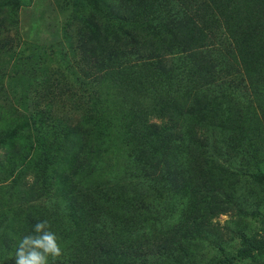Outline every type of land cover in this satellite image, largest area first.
<instances>
[{"label": "rangeland", "instance_id": "rangeland-1", "mask_svg": "<svg viewBox=\"0 0 264 264\" xmlns=\"http://www.w3.org/2000/svg\"><path fill=\"white\" fill-rule=\"evenodd\" d=\"M259 1L261 10L257 0H0V235L19 242L26 230L23 207L38 210L54 200L61 207L55 223L63 232L52 230L63 248L74 238L85 244L96 233H119L120 224L108 225L110 215L97 222H108L105 228L87 230L93 223L88 194L104 186L109 192L96 204L111 213L121 211L126 194L148 197L134 198V211L125 205L124 216L134 224L123 225L126 233L146 239L180 228L201 202L202 185H219L222 177L214 174L207 183L206 173L201 177L182 162L194 148L172 149L145 126L172 117L211 127L219 151L251 169L240 186L220 184L235 204L211 216L214 227L204 234L211 242H201V264H264V0ZM185 8L198 9L204 23L213 15L212 26L202 20L190 26ZM218 11L227 21L217 20ZM89 21L97 26L92 36ZM117 40L128 50L122 60L132 62L131 72L93 62ZM134 45L154 52L137 55ZM203 60L214 62L224 78L207 74ZM142 158L161 175L149 191L139 184ZM164 159L170 171L162 170ZM147 259L160 264L164 258L152 253Z\"/></svg>", "mask_w": 264, "mask_h": 264}, {"label": "trees", "instance_id": "trees-1", "mask_svg": "<svg viewBox=\"0 0 264 264\" xmlns=\"http://www.w3.org/2000/svg\"><path fill=\"white\" fill-rule=\"evenodd\" d=\"M257 7L259 10L263 9V3L257 0ZM187 23H190V26H194L196 23L201 22L202 16L199 13L198 9H195L193 12L191 9L185 8ZM219 17L217 16V20L227 21L224 18V14L221 11H218ZM210 19L205 21L204 18L201 24L206 27H211L213 24V20L215 19L213 15L209 16ZM185 22L184 27H188ZM89 32L88 36L94 35L97 30V26L95 23L89 21ZM189 26V27H190ZM118 42V40H117ZM3 46V42L0 40V48ZM136 51V54H142L146 56H150L154 51L146 52L144 48L137 47L136 45L132 46ZM90 51L89 49H86ZM191 54H196V49H190ZM128 52L126 50L125 44L119 45V42L115 46H110L108 52L104 55L93 56V62L95 63H108L109 67L116 65L120 67L121 72L124 71H132L133 65L131 61H123L122 57L124 54ZM157 53V52H155ZM155 56H160L155 54ZM205 60L200 62V66L206 71L207 74L214 77V79L220 78L222 80L224 75L221 76V72L214 71V62H210L208 65L203 64ZM217 75L218 77H215ZM221 76V77H219ZM226 81V79L224 80ZM187 121H183L182 123L172 117H166L164 121L159 123H147L145 126L150 128L155 135L159 137V141L167 142V146L173 147L175 149L177 147L183 146V148L192 147L195 149V153L187 152L183 156L182 162L185 164H190L192 170L196 168L197 172L200 173V176L206 173L204 178L210 179L215 177L214 174L221 175V183H224L226 180H230L231 186H240L246 179L252 175H250V168H245L242 166H237L232 162V159L227 157L225 153L221 150L219 151L215 139L214 134L212 132V128L206 125H198L194 123H190L186 125ZM94 134V129L89 132V135ZM193 154L197 155V157H193ZM191 159H189V158ZM140 162L143 164V176L140 178L139 184L142 187L149 191L150 187H154L151 185L153 179L161 178L160 174H156L155 171L148 169L147 166H152L150 159H141ZM162 170L170 171V167L167 161L164 159ZM182 164V163H181ZM183 165V168L186 166ZM177 172V171H176ZM172 170V177L175 176V173ZM158 175V176H157ZM145 176V178H144ZM206 179V182H207ZM209 183V182H207ZM216 184H203L201 187V202L200 199L197 203H195V210L192 215H189V221L184 223L180 228L172 226L170 229L165 230V232L161 234L151 235L149 238L144 239L143 237H139L133 231L126 233L124 231L123 225L128 223L129 228H134V224L132 218H128L124 216V209H126L125 205H129L132 208V211L136 209L132 203H135L136 200L134 198H148L146 196L137 197L134 194H126V196L121 197L123 199L120 203L121 211L117 214L110 211H104L105 208L97 207L96 202L98 201V197L105 193L109 192L108 186H104L101 190L99 187H93L95 190V195L90 197V201L88 200V208L91 209L90 217H92L93 223L88 226L87 230H93L98 227L105 228L108 222L100 224L107 217L113 216L111 222L108 225H111L112 222L115 224L121 225V231L119 233H110L107 232L104 235L95 234L90 241L87 243H82L80 240L76 242V239L69 243L66 248H64V254L58 258L54 264H149L147 259V255L160 253L163 255V260L160 261V264H198L203 261L199 260V249H202L201 242H211L205 241V233L213 229V225L211 222V216L214 213L223 208L224 204L233 203L230 199V195L228 191H225L221 186ZM38 193V188L34 192V194ZM97 194V195H96ZM51 205L40 207L38 210L33 205H28L23 207V211L25 214V226L26 230L23 231L25 235L33 233V226L38 220H48L52 229L56 230L58 233H62V229L58 227L57 219L54 217V214L60 210L59 203L54 200V202H50ZM235 203H233L234 205ZM194 205L192 204L191 207ZM85 205V210L88 209ZM116 216V217H115ZM115 217V218H114ZM131 219V220H130ZM100 222V226L97 222ZM56 222V223H55ZM107 225V226H108ZM183 229L182 231H180ZM175 230H179L178 234H173L172 232ZM66 234V233H65ZM64 234V236H65ZM217 242V241H216ZM18 241H16L15 237L9 234L0 235V264H15L14 254L16 248L18 246ZM219 244V243H218ZM223 262L229 258L228 255L222 251L221 253ZM217 261H220L217 259ZM50 264L53 262L50 259Z\"/></svg>", "mask_w": 264, "mask_h": 264}, {"label": "clouds", "instance_id": "clouds-1", "mask_svg": "<svg viewBox=\"0 0 264 264\" xmlns=\"http://www.w3.org/2000/svg\"><path fill=\"white\" fill-rule=\"evenodd\" d=\"M64 254L61 238L48 220H38L33 233L24 235L14 254L15 264H50Z\"/></svg>", "mask_w": 264, "mask_h": 264}]
</instances>
